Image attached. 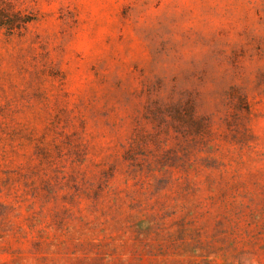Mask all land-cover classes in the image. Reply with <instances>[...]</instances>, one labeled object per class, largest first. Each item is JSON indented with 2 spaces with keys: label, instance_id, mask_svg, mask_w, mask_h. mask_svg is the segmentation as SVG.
I'll list each match as a JSON object with an SVG mask.
<instances>
[{
  "label": "rangeland",
  "instance_id": "rangeland-1",
  "mask_svg": "<svg viewBox=\"0 0 264 264\" xmlns=\"http://www.w3.org/2000/svg\"><path fill=\"white\" fill-rule=\"evenodd\" d=\"M0 264H264V0H0Z\"/></svg>",
  "mask_w": 264,
  "mask_h": 264
},
{
  "label": "trees",
  "instance_id": "trees-1",
  "mask_svg": "<svg viewBox=\"0 0 264 264\" xmlns=\"http://www.w3.org/2000/svg\"><path fill=\"white\" fill-rule=\"evenodd\" d=\"M10 23V22H9Z\"/></svg>",
  "mask_w": 264,
  "mask_h": 264
}]
</instances>
